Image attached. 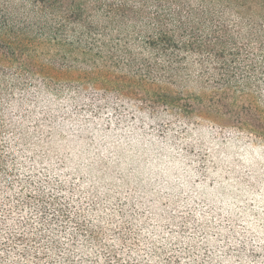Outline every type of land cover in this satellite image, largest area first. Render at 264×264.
Listing matches in <instances>:
<instances>
[{
    "label": "trees",
    "instance_id": "trees-1",
    "mask_svg": "<svg viewBox=\"0 0 264 264\" xmlns=\"http://www.w3.org/2000/svg\"><path fill=\"white\" fill-rule=\"evenodd\" d=\"M206 124L264 136V0H0V264H264Z\"/></svg>",
    "mask_w": 264,
    "mask_h": 264
},
{
    "label": "rangeland",
    "instance_id": "rangeland-1",
    "mask_svg": "<svg viewBox=\"0 0 264 264\" xmlns=\"http://www.w3.org/2000/svg\"><path fill=\"white\" fill-rule=\"evenodd\" d=\"M211 125V124H209ZM206 131L195 132L186 135L192 146H199L206 156L231 157L235 161L241 158L261 159L264 156V136H245L244 134H235L230 132L226 127H218L216 125L208 126ZM248 164L234 165L237 170L246 169ZM252 168L255 171H262V164H255Z\"/></svg>",
    "mask_w": 264,
    "mask_h": 264
}]
</instances>
